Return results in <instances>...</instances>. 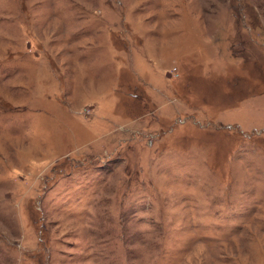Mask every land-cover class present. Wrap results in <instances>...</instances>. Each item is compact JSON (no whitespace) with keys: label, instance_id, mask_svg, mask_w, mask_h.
I'll return each instance as SVG.
<instances>
[{"label":"rangeland","instance_id":"1","mask_svg":"<svg viewBox=\"0 0 264 264\" xmlns=\"http://www.w3.org/2000/svg\"><path fill=\"white\" fill-rule=\"evenodd\" d=\"M0 264H264V0H0Z\"/></svg>","mask_w":264,"mask_h":264}]
</instances>
